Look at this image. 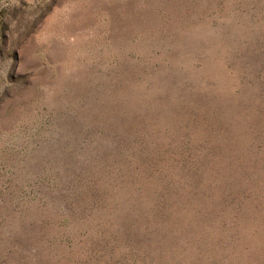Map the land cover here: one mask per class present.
<instances>
[{
	"label": "rangeland",
	"instance_id": "1",
	"mask_svg": "<svg viewBox=\"0 0 264 264\" xmlns=\"http://www.w3.org/2000/svg\"><path fill=\"white\" fill-rule=\"evenodd\" d=\"M0 264H264V0H0Z\"/></svg>",
	"mask_w": 264,
	"mask_h": 264
}]
</instances>
